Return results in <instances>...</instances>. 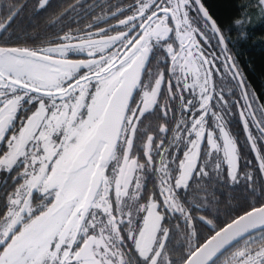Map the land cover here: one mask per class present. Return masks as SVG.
<instances>
[{
    "label": "snow or ice",
    "instance_id": "obj_1",
    "mask_svg": "<svg viewBox=\"0 0 264 264\" xmlns=\"http://www.w3.org/2000/svg\"><path fill=\"white\" fill-rule=\"evenodd\" d=\"M259 3L264 5V0ZM48 4L37 0L36 11ZM104 5L103 14L67 31L63 18L71 21L80 0L54 14L48 24L59 27L47 46L10 43L11 33L0 42V172L21 169L12 177L16 186L0 191V264H217L218 255L240 241L224 264H264V203L243 210L200 242L194 218L180 197L194 175L208 177L210 170L219 174L224 169L232 183L239 182L242 153L225 119L233 106L264 175V104H257L259 98L229 55L224 66L240 95L228 100L217 92L215 54L206 55L201 46L211 31L227 53L218 23L202 0H132L123 7L104 0ZM193 6L203 27L189 15ZM23 7H10L0 18V36ZM118 16L123 18L108 23ZM173 31L178 48L169 42ZM157 49L171 60L164 104L159 97L166 72L154 73L149 67ZM85 54L87 58H75ZM177 100L173 108L171 102ZM157 106L163 118L172 113L176 119L167 147L163 137L155 143L148 126L142 127L146 114ZM167 131L164 124L159 126L160 133ZM182 144L183 157L172 167L177 157L169 148L179 150ZM154 152L160 156L159 166ZM146 171L158 176L163 200L158 203L152 194L137 208ZM243 177L255 191L252 171ZM161 207L183 220L187 246L177 256L169 248L172 229L163 226ZM139 213L146 215L134 224ZM198 219L213 225L206 217ZM175 227L180 229V223Z\"/></svg>",
    "mask_w": 264,
    "mask_h": 264
},
{
    "label": "trees",
    "instance_id": "obj_2",
    "mask_svg": "<svg viewBox=\"0 0 264 264\" xmlns=\"http://www.w3.org/2000/svg\"><path fill=\"white\" fill-rule=\"evenodd\" d=\"M69 2L70 0H49V4L44 9L36 11L37 0H0V18L6 17L10 7L24 5L7 32L0 36V42H4L3 37L8 36L9 33L19 42V35L22 32L34 33L37 27L49 25L48 21L52 16L67 7ZM203 2L218 25L226 30L229 48L248 82L249 91L259 98L258 105L264 104V8L261 7L259 0H203ZM238 18L243 20L241 25L233 23ZM22 26L27 28H20ZM42 33L44 39L49 37V32L43 30ZM30 39L35 37H24L21 41ZM240 139L238 146L242 156L239 170L242 175L239 182L232 183L229 179L215 177L213 174L207 179L202 178L201 201L204 207L202 216L212 220L213 225H211L212 229L203 224L195 226L200 235V242H203V239L211 235L214 230L241 214L243 210L264 203V178L242 131ZM248 161L251 163L249 164ZM249 170L253 173L255 191L247 187V181L243 177V174ZM241 244L242 241L227 248L216 258L217 264H224V261Z\"/></svg>",
    "mask_w": 264,
    "mask_h": 264
},
{
    "label": "flooded vegetation",
    "instance_id": "obj_3",
    "mask_svg": "<svg viewBox=\"0 0 264 264\" xmlns=\"http://www.w3.org/2000/svg\"><path fill=\"white\" fill-rule=\"evenodd\" d=\"M75 2H76V0H70L69 4H74ZM131 2H132V0H107L108 5H114L116 7H123V6H125ZM202 3L204 4L205 8L209 11V9L207 8V6L203 2V0H202ZM196 7L197 6L191 7V9L189 11V15L191 18H195L196 26L203 27L202 21L199 19L201 14L198 13V11L196 10ZM104 8H105L104 0H80V6H79L78 12L70 14L71 15V21H69L68 17L64 20V22H65L64 23V31H67L69 28L75 29L77 27H83L84 25L89 23L93 19V17L103 14ZM108 10L112 11V10H114V8H109ZM128 14H130V13L125 12L123 15H128ZM209 14L211 15L210 11H209ZM119 18H123V16H118L115 19H109L108 23H115L116 19H119ZM77 20L79 21L78 24L76 22ZM99 26L102 27V26H104V24H101ZM170 26L174 28V25L170 24ZM58 27H59V25H45V26L37 27V30L34 33L26 34L25 32H22L19 35L20 36L19 42H17L16 39H13V37L11 38V40L9 42L10 43H17V44H21V45L26 44L28 46H33V47H35V46H47L49 38L57 35ZM20 28L26 29L27 27L22 26ZM220 29L222 30L223 35L226 38L227 53H224L221 51L222 46L218 44V42H217L218 38L216 36H214V34L211 31H208V37H209L208 42L205 43L204 41H201V46L203 47L206 55L209 53L215 54L216 58L214 59V63L216 65V67L213 68L212 71L214 73L216 91L217 92L222 91L226 99L232 100V99L237 98L240 95L241 90L237 87V82H236V80H234L232 78V75L229 72L228 68H226L224 66L226 63H228V61L225 60V55L231 56L232 60H234V61H235V59H234V56L232 55V52L229 48V44L227 42L228 40L226 37V30L221 28V27H220ZM43 30L49 32V37H47L46 39L43 38L44 37V35L42 33ZM110 34H114V33H110ZM171 35H172L173 39L170 40L169 42L174 43V46L178 48V42H175L174 31H173V33H171ZM45 36H47V35H45ZM24 37H30V38L35 37V39H30L29 41H21ZM197 38L199 39V37H197ZM158 57L162 58L160 60L159 64H157V58ZM75 58H87V57L85 54L84 56H79V57H75ZM235 64H236V68L239 70L240 76H242L244 79V83L248 86V82L246 81L244 75H242L241 70L237 65V62H235ZM170 66H171V60H170V58H168L166 56V53L160 51L159 49H157L153 52L152 58L149 62V67L153 70L154 73L158 72L160 69H163L166 72L165 83L162 86V92H161V95L159 97L161 104L168 102L166 98H167L168 80L170 79V77L167 75V69ZM178 74L183 75L182 73H178ZM188 82L192 83L191 77H189ZM174 83H175V81L173 80V84ZM197 92H198V89H197ZM184 95L187 98H191V95L189 92H185ZM138 98L139 97H137V99ZM177 103H178V100L172 101L171 106L173 108H175ZM212 103H213V105H215L216 100L214 99ZM241 103H243V101H241ZM175 115L178 119L179 113H176ZM186 115L190 117L191 113H187ZM208 119H209V127H211V117H209ZM225 119L228 121V128L231 131V133L234 135V137L237 140H241L240 139V132L242 131L244 133V131H243L242 122L240 121V118H239L238 110L236 109L235 106H233L231 113H227V112L225 113ZM161 124H164L167 127L168 131L166 133H160L159 132V126ZM145 125L148 126V132L151 134H154L156 136L155 143H159L161 137H163L164 138V144L167 147L169 142L174 137V133H173L172 129L176 125V119H173L172 113H169V117L167 119L163 118V116L160 112V108H159V106H157L155 108L154 112L146 114L144 121H143V124H142V127ZM181 127H183V126H181ZM252 131L254 134L256 133L255 128H253ZM183 135H185V133L181 132V136H183ZM217 135H218V130H217ZM244 137H245V133H244ZM143 140H146V135L144 137H142L141 140H138L137 143H142ZM204 144L206 145V137L204 139ZM184 150H185V148H184L183 144L179 150H177V148L174 146L169 148L170 154H174L177 157L176 162H175V164L172 165V167H178L179 159L183 157V151ZM133 154L135 155V152ZM153 155H154V160L156 162V165L159 166V161H160L159 154L154 152ZM139 158H140L141 163L145 162L146 158L143 157L142 151L140 153ZM255 160H256V158H255ZM20 170L21 169L18 168V169H14L10 173L0 172V191H4V190L11 191L16 186L12 182V177L16 176L17 172ZM211 174L215 175V177L222 176V177L228 179L227 175H226V170H224V169H222L219 174L215 171L210 170L209 176ZM142 175L146 176V179L143 181L144 186L142 189V195L138 198L139 203L136 204L135 207L138 208L139 204H146L148 199H149V196L152 194H155V197H156L158 203H162L163 197H161L160 193H159L158 176L155 173L148 172V171H146ZM202 178L203 177H197L194 175L193 178L191 179L190 183H189V186H188L186 192L184 190H181V192H180L181 201L184 204V206L190 211V214L193 216L195 226L200 225V224L205 225L202 221H200L198 219V217L202 216V212L204 211V207H203L202 201H201L202 190H203V187H202L203 186L202 185L203 179ZM262 178H263V175H262ZM205 179H207V177H205ZM19 182H21V181H17V183H19ZM112 196H113V201H114V192L112 193ZM125 199L127 200V198H125ZM39 202L40 201L38 199L35 200L34 206L36 204H39ZM128 203H131V201H128ZM196 205H199V207H196ZM124 211L127 212L128 208H125ZM158 211H160L165 217V219L163 221V226L172 229V235H171V239L169 242V248L175 249V251L172 254H173V256H177L186 247V240L184 239V236L182 235L183 229H184L183 220L180 218L178 213L164 212L163 207L159 208ZM143 215H146V213H139L138 216H134L133 223L136 224L138 222V220H142ZM178 222L180 223V226H181L180 229H176V227H175ZM126 226H127V220L125 219V227ZM210 229H212V228H210Z\"/></svg>",
    "mask_w": 264,
    "mask_h": 264
},
{
    "label": "water",
    "instance_id": "obj_4",
    "mask_svg": "<svg viewBox=\"0 0 264 264\" xmlns=\"http://www.w3.org/2000/svg\"><path fill=\"white\" fill-rule=\"evenodd\" d=\"M253 154H254V153H253ZM254 156H255V154H254ZM263 178H264V175H263ZM229 222H230V221H229ZM226 224H227V223H226ZM206 226H208L209 228H212V226H211V225H206ZM224 226H225V225H223L222 227H224ZM222 227H220V228H222ZM216 230H219V228H218V229H216ZM214 231H215V230H214ZM214 231H213V233H212V234H214ZM212 234H211V235H212ZM228 248H229V247H228ZM226 249H227V248H226ZM226 249H225V250H226ZM225 250H224V251H225ZM224 251H223V252H224ZM223 252H222V253H223ZM222 253H221V254H222ZM221 254H219V255H221ZM219 255H218V256H219Z\"/></svg>",
    "mask_w": 264,
    "mask_h": 264
},
{
    "label": "rangeland",
    "instance_id": "obj_5",
    "mask_svg": "<svg viewBox=\"0 0 264 264\" xmlns=\"http://www.w3.org/2000/svg\"><path fill=\"white\" fill-rule=\"evenodd\" d=\"M262 8H264V5H261Z\"/></svg>",
    "mask_w": 264,
    "mask_h": 264
}]
</instances>
